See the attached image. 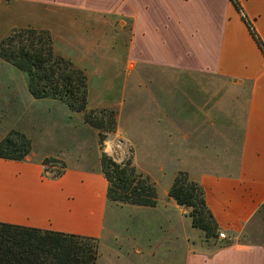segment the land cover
<instances>
[{
    "label": "crops",
    "instance_id": "obj_1",
    "mask_svg": "<svg viewBox=\"0 0 264 264\" xmlns=\"http://www.w3.org/2000/svg\"><path fill=\"white\" fill-rule=\"evenodd\" d=\"M11 1L33 9L34 26L50 33L47 24L57 10L75 20L113 19L119 28L128 30L123 47L125 83H138L140 93L146 89L144 82L158 84L161 80L177 95L179 72L222 81L217 92L224 91L229 82L239 114L229 144L225 110L191 108L186 121L180 122L177 100L167 109L159 105L158 97L148 94L140 109L129 110V114L141 115L144 146H154V151L146 152L149 157L165 161L164 157L183 152L190 161L204 163V170H196L192 179L203 187L218 233L225 236L205 241L202 232L197 235V249L186 210L171 200L165 207L175 212L163 217L161 227L167 225L171 244L178 243L181 249H171L169 264H264V242L247 239L264 215V0H236L237 9L230 0ZM132 98L130 94V102ZM149 98L154 99V106ZM31 112L26 123L35 126L41 110ZM150 122L154 128L147 127ZM18 129L30 139L31 150L23 160L0 158V221L99 239L108 208V182L100 172V151H95L90 164L85 157L69 165L61 151H37L34 137ZM48 157L66 163L57 177L43 172L42 160ZM165 236L161 235L162 240ZM159 237H155L157 244ZM226 241L229 244L223 245Z\"/></svg>",
    "mask_w": 264,
    "mask_h": 264
},
{
    "label": "rangeland",
    "instance_id": "obj_2",
    "mask_svg": "<svg viewBox=\"0 0 264 264\" xmlns=\"http://www.w3.org/2000/svg\"><path fill=\"white\" fill-rule=\"evenodd\" d=\"M33 12V9L28 11L26 4L0 0V38L14 27L31 25L37 28L34 26L37 25V20ZM55 15L47 24L52 30L55 51L84 69L88 85L87 107L114 110L115 129L100 142L97 130L82 125L80 114L69 111L59 101L32 98L26 89L24 75L0 59V138L9 130L20 131L18 127H22L34 137L37 151H61L69 165L76 162L75 158L85 161V157L90 164L96 150L118 162L130 159L136 170L146 176L156 188L155 205L151 206L154 209L150 206L108 203L104 232L98 239L99 256H102L99 264H169L171 249L179 252L181 247L178 243L171 244L167 225L162 224L161 227L163 217H169L175 212L165 207L173 200L167 195L168 187L176 172H186L192 179L196 170H204V163L190 161L183 152L174 158L164 157L165 161H161V157L157 161L155 157H149L146 152L149 149L154 151V146H144L145 134L142 127L145 125L139 119L141 115L136 111L131 115L129 110H139L148 94L158 97L159 105L167 109L177 100L180 122L186 121V112L191 108L202 106L214 111L225 110L229 144L235 136L234 123L239 118V114L235 113V94L230 90L229 82L224 91L221 88L217 92L215 88L222 85V81L187 72L178 73L180 81L177 95H172L169 83L161 80L158 84L144 82L146 89L140 93L136 87L138 83H131V86L125 83L123 47L128 30L119 28L113 19L75 20L67 18L60 10ZM112 22L114 26L110 25ZM133 86L135 89L129 91ZM155 86L161 89L160 92H156ZM222 92L226 93L222 95ZM130 94L133 96L132 102L129 100ZM148 101L153 102L154 106L153 98ZM31 110H41L36 118L35 129L31 128L35 127L33 124L29 126L26 123L33 114ZM34 115L36 116L35 112ZM215 115L218 116L217 113ZM169 117L170 115L167 116ZM147 127L155 126L150 122ZM199 140L202 142L203 138L200 137ZM212 141L210 140L211 145ZM43 172L47 176L57 173L48 168L43 169ZM182 208L187 213V209ZM194 233L198 249L200 236L197 235H201L202 231L194 228ZM162 234H166L163 240ZM157 235L161 237L157 239L158 244L155 238ZM250 235L247 239L264 242V215Z\"/></svg>",
    "mask_w": 264,
    "mask_h": 264
},
{
    "label": "trees",
    "instance_id": "obj_3",
    "mask_svg": "<svg viewBox=\"0 0 264 264\" xmlns=\"http://www.w3.org/2000/svg\"><path fill=\"white\" fill-rule=\"evenodd\" d=\"M230 2L238 8L236 0ZM245 23L261 48L249 22ZM0 59L24 75L32 98L56 100L69 111L80 114L83 123L97 130L100 142L114 131L115 111L87 107V75L84 69L55 51L49 30L31 26L12 28L0 38ZM30 150V139L20 131L9 130L0 138V158L23 160ZM99 163L100 172L108 182V203L155 205L154 184L136 170L130 159L118 162L101 153ZM42 164L57 172L50 173L51 178L57 177L64 168L61 161L52 157L44 158ZM167 195L187 209L191 226L203 232L205 241L218 237L219 227L206 205L201 184L186 172L178 171ZM228 244V241L223 242V245ZM98 258L96 237L0 221V264H96Z\"/></svg>",
    "mask_w": 264,
    "mask_h": 264
},
{
    "label": "built area",
    "instance_id": "obj_4",
    "mask_svg": "<svg viewBox=\"0 0 264 264\" xmlns=\"http://www.w3.org/2000/svg\"><path fill=\"white\" fill-rule=\"evenodd\" d=\"M42 167H43V169H45V166H44V165H42ZM218 236H219L220 238H224V237H225L224 234L221 233V232L218 233Z\"/></svg>",
    "mask_w": 264,
    "mask_h": 264
}]
</instances>
